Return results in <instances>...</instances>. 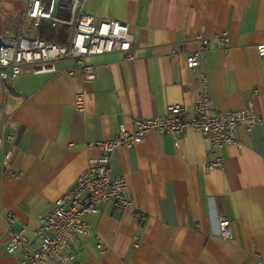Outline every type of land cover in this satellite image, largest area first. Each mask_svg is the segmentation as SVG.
<instances>
[{
	"label": "crops",
	"instance_id": "0c3cea01",
	"mask_svg": "<svg viewBox=\"0 0 264 264\" xmlns=\"http://www.w3.org/2000/svg\"><path fill=\"white\" fill-rule=\"evenodd\" d=\"M22 7L21 0H0L2 31L17 30ZM83 8L96 21L126 22L134 58L118 51L89 57L96 71L91 81L73 59H63L53 73L22 66L7 93L0 84V132L6 114L13 134L4 147L11 157L0 171V209L29 228L99 153L88 142L112 137L120 123L132 129L135 117L163 115L170 104L192 109L200 82L186 67L185 53L198 46V35L209 38L201 67L214 111L240 109L251 100L264 115V56L256 51L264 43V0H86ZM79 93L83 113L75 109ZM237 133L240 144L220 150L224 164L218 168L207 166L215 154L208 141L189 129L176 139L153 131L139 144L118 148L110 175L125 178L133 208L117 211L104 202L97 214H86L92 229L71 244L75 260L264 264V128L240 126ZM222 219L229 239L221 236ZM8 240L0 214V264H17L21 250L6 252Z\"/></svg>",
	"mask_w": 264,
	"mask_h": 264
},
{
	"label": "built area",
	"instance_id": "2783aa9c",
	"mask_svg": "<svg viewBox=\"0 0 264 264\" xmlns=\"http://www.w3.org/2000/svg\"><path fill=\"white\" fill-rule=\"evenodd\" d=\"M23 7L19 14L17 30L0 29V84L4 93L8 83L17 77L24 65H30L34 73L57 71L56 62L73 59L82 71L84 80L91 81L96 76L95 67L89 57L111 52H123L126 58H134L132 45L134 35L126 22L117 19L96 21L84 8L86 0H21ZM47 21L51 27L67 26L63 42L46 40L38 36L41 22ZM198 46L185 53L186 67L198 75L200 88L192 109L183 104L167 105L163 115L155 117H135L133 128L120 123L116 133L108 138L88 142V147H96L99 153L88 158L85 168L75 182L50 203L48 209L40 213L36 224L29 228L27 223L16 218L12 211L0 209V214L8 225L9 240L5 246L8 253L21 250L17 264H80L70 250L78 236L90 234L92 226L85 220L86 214H97L100 203H111L117 211L132 209L128 196V186L123 176L110 175L111 162L116 150L141 143L150 132L177 135L187 129L203 135L214 152L207 166H223L224 157L220 150L227 145H239L237 129L243 126L264 128V115L259 113L250 100L240 109L216 112L208 91L207 78L201 67V55L209 49V38L198 35ZM220 38L228 41L226 33ZM173 51H176L175 48ZM259 56H264V43L256 45ZM75 109L84 112L83 94L75 97ZM10 115L3 118L0 132V171L7 167L11 152L5 145L13 142V134L6 130ZM20 173L10 172L9 177L18 178ZM141 222L145 216L138 214ZM221 236L231 238L228 221H220ZM27 233H31L33 239ZM96 248L100 254L107 247L98 239Z\"/></svg>",
	"mask_w": 264,
	"mask_h": 264
},
{
	"label": "trees",
	"instance_id": "16d2710c",
	"mask_svg": "<svg viewBox=\"0 0 264 264\" xmlns=\"http://www.w3.org/2000/svg\"><path fill=\"white\" fill-rule=\"evenodd\" d=\"M66 33L67 26L60 25L57 27H51L47 21L41 22L37 31L40 38L58 42H63L65 40Z\"/></svg>",
	"mask_w": 264,
	"mask_h": 264
}]
</instances>
